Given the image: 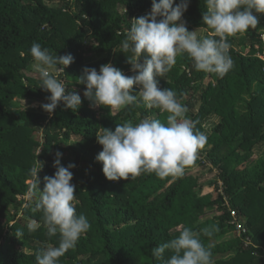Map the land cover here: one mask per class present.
<instances>
[{
    "label": "trees",
    "instance_id": "trees-1",
    "mask_svg": "<svg viewBox=\"0 0 264 264\" xmlns=\"http://www.w3.org/2000/svg\"><path fill=\"white\" fill-rule=\"evenodd\" d=\"M150 9L151 0H0V264H36L41 248L58 246L59 236H47L42 212L33 211L27 192L29 169L41 162L42 191L44 177L56 170V149L62 147L69 159L60 161L62 166L82 164L69 169L70 183L75 185L76 212L91 227L60 264H160L151 255L154 247L178 236L183 226L200 232L213 224L219 231L211 238L201 233L200 239L211 246L214 264H264V156L252 158L255 150L264 152V44L258 30L264 26V13H253L259 19L256 29L228 38L234 67L222 79L196 71L186 54L165 77L156 78L160 88L176 91L188 116L197 121L196 129L207 136L195 163L217 170L207 192L199 194L203 183L186 172L193 166L181 178L145 174L109 181L95 159L102 150L96 135L103 128L114 130L117 124L137 123L153 114L166 123L167 113L142 104L116 114L91 106L83 95L85 86L75 79L84 67L99 71L105 63L132 75L129 54L121 52L120 42L134 19ZM204 11L205 0H189L182 20L189 31L205 29L210 36L202 21ZM236 40L242 42V51L234 47ZM34 42L52 54L74 57L63 77L66 90L81 96L76 112L63 102L51 115L42 109L50 94H43L36 84L39 77L26 71ZM138 90L133 85V94L139 95ZM33 99L40 101L36 108ZM213 116L217 121L205 132L204 122ZM40 129L42 135L36 138ZM231 210L247 229V246L236 234L218 241L234 233ZM32 221L40 225L35 232L27 228ZM17 230L23 231L22 237L15 235ZM170 255L165 252V258Z\"/></svg>",
    "mask_w": 264,
    "mask_h": 264
},
{
    "label": "clouds",
    "instance_id": "clouds-1",
    "mask_svg": "<svg viewBox=\"0 0 264 264\" xmlns=\"http://www.w3.org/2000/svg\"><path fill=\"white\" fill-rule=\"evenodd\" d=\"M206 11L202 21L211 30L207 37L189 31L182 20L189 0H151L150 11L134 19L130 29L120 42L121 52L128 53L126 63L132 75H125L111 63L96 68L84 67L76 82L85 86L84 97L91 106L107 108L116 114L132 107L158 109L167 113L166 123L145 116L139 122L131 120L117 124L114 130L103 128L96 135L102 146L95 159L102 164V173L109 181L135 180L141 175L154 174L164 179L181 178L186 168L194 166L200 151L207 144V136L196 129L197 121L188 116L189 109L178 99L171 88H160L157 77H165L175 66L178 57L185 54L193 61L196 71L215 74L223 78L234 67L230 55L229 37L244 35L256 29L259 19L253 13H264V0H205ZM159 17V19H157ZM32 68L39 77V86L50 93L48 103L41 107L51 115L58 103L76 112L81 106V96L69 91L63 75L74 57L71 54H52L39 43L30 47ZM142 59V62H141ZM59 65V67H58ZM133 85L139 95L133 94ZM70 144V143H69ZM41 151V149H40ZM38 152V154L40 153ZM37 154V155H38ZM57 151L52 176L44 177V187L38 188V166L29 169L28 204L33 211L42 212L43 227L49 238L59 236L58 246L41 248L36 254V264H60V258L74 250L91 225L84 214L76 212L75 185L70 183L75 167L62 166ZM40 225L32 221L27 225L35 232ZM219 227L216 224L197 232L183 226L179 235L151 250L152 257L160 264H214L211 246L200 239L201 233L211 238ZM17 230L16 236H23ZM171 252L165 258V252Z\"/></svg>",
    "mask_w": 264,
    "mask_h": 264
},
{
    "label": "rangeland",
    "instance_id": "rangeland-1",
    "mask_svg": "<svg viewBox=\"0 0 264 264\" xmlns=\"http://www.w3.org/2000/svg\"><path fill=\"white\" fill-rule=\"evenodd\" d=\"M259 30V32H261V34H262V38H263V44H264V26H262V27H260V29H258ZM192 31H195L196 32V34H197V36H198V38L199 37H207L208 35H207V32H206V30L205 29H200V28H193L192 29ZM234 47L237 49V50H243V48H244V46H243V44H242V42L241 41H238V40H236L235 42H234ZM263 58H264V56H263ZM33 62L34 61H32V62H30V64L28 65V67H27V69H26V71H27V74L29 75V76H38L35 72H34V70H33V68H32V64H33ZM59 67V66H58ZM63 79H65L64 77H62ZM65 81H66V79H65ZM208 82V79H205L204 80V83L206 84ZM67 83V82H66ZM37 84V87L41 90V92L43 93V94H50L49 92H47V91H44L40 86H39V81L36 83ZM85 90V89H84ZM84 90H83V93H84ZM34 101H33V104H31L32 105V107L33 108H36L37 106H38V104L40 103V101L39 100H37V99H33ZM38 103V104H37ZM31 105H29V106H31ZM95 108V107H94ZM155 115L156 114H153V115H151V117L152 118H154L155 117ZM217 121V118L215 117V116H213V117H211V118H209L208 120H206L205 122H204V129H206V130H204L205 132L207 131V129H208V126L210 127L211 125H213L215 122ZM35 137L36 138H40L41 137V135H42V133H41V129L39 130V131H37L35 134ZM57 151H59L60 153H62V156L60 157V161H64V160H69L68 159V151H63V147L61 148V149H56V152ZM63 151V152H62ZM253 156H252V158H256V157H262V156H264V152L262 151V150H255V151H253ZM202 161H205L204 159H202ZM207 161V160H206ZM75 166H76V168H81L82 167V164L81 163H76L75 164ZM188 174H191V175H195V176H198L199 178H200V182H202L203 183V188H202V190L200 191H198L199 192V194H201V193H204V192H207L210 188H209V184H212L216 179H217V170H214L213 168H212V166L209 164V163H207L205 166H200V165H194L192 168H190V169H188L187 171H186ZM25 205V203H23V206ZM21 214V213H20ZM11 216V214H9L8 215V217H10ZM235 233H233V232H231V233H229V234H227V235H225L224 237H220L219 238V242L220 241H223V240H228L229 238H233V235H234Z\"/></svg>",
    "mask_w": 264,
    "mask_h": 264
},
{
    "label": "built area",
    "instance_id": "built-area-1",
    "mask_svg": "<svg viewBox=\"0 0 264 264\" xmlns=\"http://www.w3.org/2000/svg\"><path fill=\"white\" fill-rule=\"evenodd\" d=\"M260 57L264 60L263 56ZM230 215L232 216V220L230 222L235 225L234 233L242 238L241 240L244 246L249 245L251 243V238L248 236L245 225L237 218L236 212L234 210H231ZM262 258L264 261V254L262 255Z\"/></svg>",
    "mask_w": 264,
    "mask_h": 264
}]
</instances>
